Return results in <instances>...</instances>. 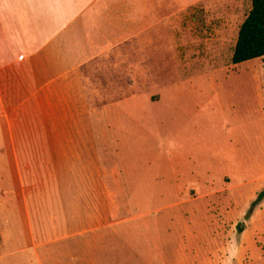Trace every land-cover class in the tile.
<instances>
[{"label": "rangeland", "instance_id": "374dc122", "mask_svg": "<svg viewBox=\"0 0 264 264\" xmlns=\"http://www.w3.org/2000/svg\"><path fill=\"white\" fill-rule=\"evenodd\" d=\"M120 4L124 19L150 25L111 44ZM196 5L192 17L178 0H96L102 42L92 59L58 77L40 110L0 118V264H69L78 250L69 245L111 236L110 223L113 236H134L135 264H264V220L252 219L264 161L231 177L221 159L229 119L264 108L261 59L232 62L252 2ZM188 142L197 174L214 165L215 192L178 187Z\"/></svg>", "mask_w": 264, "mask_h": 264}, {"label": "crops", "instance_id": "0c3cea01", "mask_svg": "<svg viewBox=\"0 0 264 264\" xmlns=\"http://www.w3.org/2000/svg\"><path fill=\"white\" fill-rule=\"evenodd\" d=\"M95 1L0 0V118H11L22 107L25 110L31 107L40 110L39 97L44 91L46 95H53L49 91L58 77L67 76L72 66L86 65L92 59L96 52L89 53L88 50L100 48L103 26L102 12L89 9ZM196 1L178 0L182 6H187L192 17L196 16L193 11ZM238 32L239 29L237 36ZM107 38L111 44L118 42ZM258 58L261 59L258 66L262 63L264 66L263 59ZM253 111L255 114L250 119H247L248 116L241 119L232 117L225 124L224 131L227 133L221 158L225 164V175L233 177L248 171L256 173L258 163L264 161V108L259 106ZM46 124L49 129L53 127L49 121ZM179 146L178 160L182 162L184 172L178 167V187L191 184L200 186L206 192H215L214 165L201 177L194 170L197 147L190 142L186 145L180 143ZM202 152L211 155L212 161H215L213 145L205 144ZM254 180L260 181L262 176H256ZM252 219L257 222L264 220L263 203ZM107 229L111 230V236H90L78 245H69L70 252L78 249L70 254L72 259L69 264H135V247L133 242L129 243V238L131 242L134 236H113V230H117L113 223L108 224ZM94 242L99 250L88 248ZM104 250V253L101 252ZM140 254L144 256L142 252ZM101 256L109 257V260L100 259Z\"/></svg>", "mask_w": 264, "mask_h": 264}, {"label": "trees", "instance_id": "16d2710c", "mask_svg": "<svg viewBox=\"0 0 264 264\" xmlns=\"http://www.w3.org/2000/svg\"><path fill=\"white\" fill-rule=\"evenodd\" d=\"M252 7L241 24L232 56L234 64L242 63L254 58L261 57L264 62V0H251ZM118 9V10H116ZM120 9V10H119ZM125 6L120 4L112 9L113 15H117L122 23V28L118 36L108 35L110 41H123L130 35H137L146 30L150 25V20L144 18L140 21L127 20L122 17ZM264 199L262 190L256 201L253 203L252 211ZM252 213V212H250ZM247 214L248 216L250 215ZM240 233L244 230V225L239 223Z\"/></svg>", "mask_w": 264, "mask_h": 264}]
</instances>
